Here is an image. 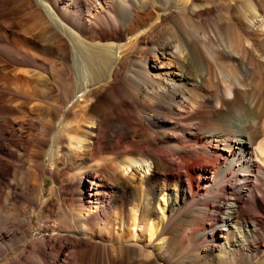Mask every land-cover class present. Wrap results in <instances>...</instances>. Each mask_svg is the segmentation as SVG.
I'll return each instance as SVG.
<instances>
[{
  "label": "bare ground",
  "instance_id": "6f19581e",
  "mask_svg": "<svg viewBox=\"0 0 264 264\" xmlns=\"http://www.w3.org/2000/svg\"><path fill=\"white\" fill-rule=\"evenodd\" d=\"M33 1L50 25L40 33L50 32L48 48L65 50L72 60L71 69L93 73L89 84L74 86L62 116L49 119L52 131L43 130L48 134L45 153L56 167L65 165L69 175L80 181L92 177L91 183H101L102 175L110 182L108 188L98 192L102 195L99 203L106 209L115 201L112 211L119 214L118 221L108 224L103 217L106 214L101 218L97 212L92 213L95 208L90 200L80 196L78 199L86 204L77 203L72 212L80 232H86L88 220H96L93 226L100 238L113 244L111 248L118 246L116 264H124V257L127 264H136L139 257L152 262L148 260L151 254L163 261L171 258L175 264H198L203 258L200 250L207 246L217 251L232 250L236 255L249 251V264H264V223L255 213L264 217V70L261 66L247 67L244 58L251 57L237 32L244 22L253 27L261 25L256 17L264 1L261 5L257 0ZM209 9L215 13H209ZM222 12L230 20L222 19ZM179 19H183L184 27ZM230 24L235 29L231 30ZM228 27L232 34L236 30L237 41ZM205 28L214 34L213 39L199 35ZM63 36L68 42H63ZM137 42L143 43L142 52L153 54L154 60L141 56L133 85L128 81L132 85L128 92L121 83L110 84L109 80L116 74L120 51L131 49ZM259 46L263 48L264 42ZM233 48L242 59L231 52ZM211 66L218 82L214 91L206 93L204 84L212 80ZM27 70L22 68L24 74L16 73L9 79L28 80ZM15 85L0 105L2 123L10 121L9 114L22 117L34 110L31 99L21 98H31L33 92ZM133 103L139 105L135 116L130 113ZM171 114L191 124L176 126L167 118ZM115 120L119 122L118 132L112 135L107 128ZM83 123L94 129L83 128ZM140 124L169 126L156 132L171 142L161 152L200 160L197 168L203 172L202 190L193 189L189 177L171 173L169 159L152 147L155 132L148 133ZM128 126L138 133L126 136ZM177 127L180 136L172 132ZM13 132V127L10 132L0 128V151L15 152L11 147ZM128 137L135 142L131 141V148L119 155ZM109 150L115 153L104 155ZM206 155L211 159L210 176L202 163ZM80 191L82 194L85 189ZM242 196L249 199L248 208L241 206ZM190 207L192 211H186ZM187 214L199 218L190 219ZM186 225H190V234ZM199 225L202 229L197 228ZM227 236L232 237L231 242ZM244 236H255L256 240L245 243ZM253 257L259 259L253 261Z\"/></svg>",
  "mask_w": 264,
  "mask_h": 264
},
{
  "label": "rangeland",
  "instance_id": "374dc122",
  "mask_svg": "<svg viewBox=\"0 0 264 264\" xmlns=\"http://www.w3.org/2000/svg\"><path fill=\"white\" fill-rule=\"evenodd\" d=\"M257 1H260L258 3L261 5L264 0ZM262 5L261 14L258 13L259 17H256V20L261 25L253 27L246 25L244 22L240 26V29H238L239 31L237 30L238 34L242 36V45L245 46L246 51H248L247 54L251 57V60L244 58L249 69H252L254 66H261L262 70H264V55L259 53L264 54V47L260 48L259 46L260 42H264V8ZM209 11V13H215L213 9H209ZM223 13H220V17L224 20H230L229 15L226 12ZM178 22L184 27L183 19H179ZM46 23L44 14L35 5L33 0H0V105L9 93V89L14 87V84H16L15 86L22 87L25 91L31 90L34 94L31 98H28L26 95L21 97L22 99H31L33 102L31 105H34L33 112L28 115L26 114V118L24 115L18 117L17 114H9V123L7 121L2 123V119L0 118V123L3 125H0V128L3 127L10 132V127H13L15 132H13L14 144L11 147L15 152L18 150L20 152V155L17 156L15 152L9 153L8 150L0 151V264H116L119 259L118 255H120L118 246L115 244L111 248L110 246L113 244L111 245V243L100 238L96 228L93 226V223L96 224V220L94 222H92L93 220H88L85 224L86 232L81 233L80 227L72 215L73 208L77 203L86 204L84 200L78 199L80 196L81 198L85 196L90 200L91 207L94 206L93 208H95V211L92 213L97 212L100 217L101 214L105 213L106 215L103 217L108 224L118 221L119 214L112 211L116 207L115 201H111V204L108 205L110 210L108 208H106L107 210L104 209L99 203L102 195L98 192L108 188L107 185H110V182L102 175H99V178L103 179L102 184L100 182L91 183L90 179L92 180V177L84 181H80L79 177L74 179L69 175L68 168L65 165L56 167L45 153L48 134L43 130L52 131L50 120L54 119L58 114L62 116L65 109L64 105L66 100L72 97L71 94H73L74 86L78 87L81 82L87 83V81L89 84L91 82L89 78H93V73L90 71L86 74L82 71H78V73L76 70L71 69L70 63H72V60L68 59L69 56L64 53L65 50L56 52V50L48 48L51 46L50 42H48L50 32L48 31L44 33L45 35H40L42 29L50 27ZM231 27H228L229 34L234 41H237V32L234 30L232 34L230 29L233 30L235 28ZM205 30H200L199 35L202 38L210 36L213 39L214 34L208 28H205ZM234 33L236 39L233 36ZM64 41L68 42L65 36H63ZM141 44L143 43L137 42L132 44L130 46L131 49L125 52L120 51L121 49L118 50L120 51L121 59L117 60L116 74L109 80L110 84L113 81L118 82V84L121 83L124 90L128 89V92L131 90L133 76L140 69L138 62L141 56L149 61L154 60L153 54H144L142 52ZM41 47L44 48L42 49ZM257 47L260 49L259 52L257 51L259 50ZM233 49L231 52L237 50L233 54L237 58L241 57L238 49ZM230 63L234 67L238 66V63L234 59H231ZM22 68L28 69L26 74L28 80L12 81L9 79L10 76H14L16 73L24 74L21 72ZM18 69L20 70L17 72L16 70ZM211 69L213 72L210 80L211 78L212 80L204 84L206 93L214 91V84L218 82L214 66H211ZM83 74L90 75L86 77ZM128 81L132 82L131 86V83H128ZM209 82L212 84H209ZM62 93L65 94V97ZM75 98L77 96H74L73 99ZM130 109L132 116H135L139 112V105L133 103ZM0 115L2 114L0 113ZM10 116H13V118ZM15 116L17 117L15 118ZM167 118L176 126L181 124L180 126L186 127V125L191 124L186 121V118L182 120L183 117L177 114L168 115ZM117 123L119 122L115 120L107 128L109 134L114 135L118 132L116 128ZM140 125L141 129L146 128L145 130L152 135L154 134L152 132H155L154 135L157 137L153 136L154 143L152 147L156 149L158 154L164 156V158L167 157L165 158L166 160L169 159L167 161L170 164L171 173L173 172V175L181 176L184 179L185 177H189L192 179V188L202 190L200 184L204 181L201 180L203 172L197 168L200 160L191 156V158L188 157L189 159L185 160L182 156L176 154L172 156L171 154H163L161 152L168 145H171L168 139L159 134L161 131L168 130L169 126L165 125L162 128H154V126L149 127L145 124ZM82 126L85 129H94L89 124L83 123ZM61 127L62 123L58 124L56 129L58 130ZM128 129L129 132L126 131V136L138 133L137 130H133L129 126ZM179 131L178 127L172 130L173 134H179L180 136ZM131 141L135 142L128 137L122 142L121 149L118 151L119 155L128 151V148H131L132 145L129 144ZM133 146L137 147V145ZM113 152L115 153V151ZM113 152L109 150L104 152V155H109ZM206 156V162L203 161L202 163H204V167L206 168V174L210 176L211 169L209 167L211 159H208L210 156ZM195 161L196 165H194ZM96 180L99 181L98 179ZM81 188L85 189V192L82 194ZM248 202L249 199L242 196L241 206L248 208ZM190 208L186 211H192V208ZM255 213L264 223L263 214L256 211ZM184 214L186 213L184 212L182 216ZM105 216L108 217L106 218ZM195 216L199 218V215L193 214H187L186 217L194 219ZM189 227L190 225H186L187 230H189L188 234L192 231ZM197 228L202 229V225H199ZM254 237L244 236L242 239L243 242L249 243L256 240ZM227 240L232 241V237L227 236ZM261 247L264 252V245ZM200 251L203 258L200 261L201 263L199 262L198 264H249V254L251 256V252L249 251L236 255L232 250L217 251L208 246ZM258 257H253V261H257L260 258ZM142 258L144 257H141V259L139 257V260H137L138 258L135 259L136 264L176 263L171 258L163 261L157 254H151V258L148 260L151 259L150 261L152 262L148 261L147 263L146 258V262H144ZM124 260V264H127L125 257Z\"/></svg>",
  "mask_w": 264,
  "mask_h": 264
}]
</instances>
